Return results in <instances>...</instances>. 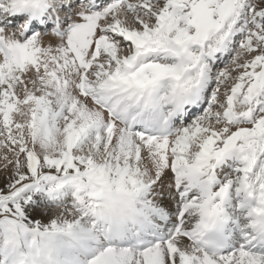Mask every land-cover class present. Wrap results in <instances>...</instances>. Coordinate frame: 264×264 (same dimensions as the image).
Here are the masks:
<instances>
[{
  "label": "snow or ice",
  "instance_id": "6c2138e0",
  "mask_svg": "<svg viewBox=\"0 0 264 264\" xmlns=\"http://www.w3.org/2000/svg\"><path fill=\"white\" fill-rule=\"evenodd\" d=\"M0 172V264H264V0H0Z\"/></svg>",
  "mask_w": 264,
  "mask_h": 264
},
{
  "label": "rangeland",
  "instance_id": "374dc122",
  "mask_svg": "<svg viewBox=\"0 0 264 264\" xmlns=\"http://www.w3.org/2000/svg\"><path fill=\"white\" fill-rule=\"evenodd\" d=\"M223 68V67H222ZM7 174L0 172V183H2L4 180H6ZM35 218L37 219H43L45 222L47 221V217L36 215Z\"/></svg>",
  "mask_w": 264,
  "mask_h": 264
},
{
  "label": "bare ground",
  "instance_id": "6f19581e",
  "mask_svg": "<svg viewBox=\"0 0 264 264\" xmlns=\"http://www.w3.org/2000/svg\"><path fill=\"white\" fill-rule=\"evenodd\" d=\"M172 207H173V210H174V205H172ZM47 219H48V217H47Z\"/></svg>",
  "mask_w": 264,
  "mask_h": 264
}]
</instances>
